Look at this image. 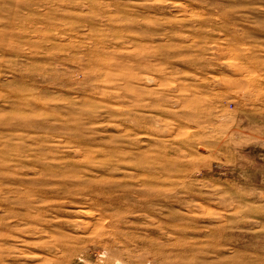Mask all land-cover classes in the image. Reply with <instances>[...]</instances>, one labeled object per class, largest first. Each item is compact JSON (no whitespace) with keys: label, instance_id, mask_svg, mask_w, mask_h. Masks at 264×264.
Masks as SVG:
<instances>
[{"label":"rangeland","instance_id":"rangeland-1","mask_svg":"<svg viewBox=\"0 0 264 264\" xmlns=\"http://www.w3.org/2000/svg\"><path fill=\"white\" fill-rule=\"evenodd\" d=\"M0 264H264V0H0Z\"/></svg>","mask_w":264,"mask_h":264}]
</instances>
